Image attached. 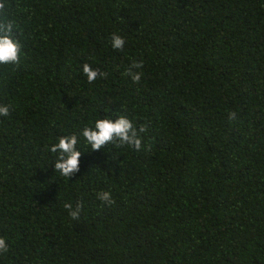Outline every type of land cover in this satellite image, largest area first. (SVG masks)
Wrapping results in <instances>:
<instances>
[{
	"label": "trees",
	"instance_id": "16d2710c",
	"mask_svg": "<svg viewBox=\"0 0 264 264\" xmlns=\"http://www.w3.org/2000/svg\"><path fill=\"white\" fill-rule=\"evenodd\" d=\"M3 2L21 54L0 65V264H264V0ZM119 116L141 149L92 151L81 130ZM74 133L67 178L48 149Z\"/></svg>",
	"mask_w": 264,
	"mask_h": 264
},
{
	"label": "clouds",
	"instance_id": "9594fccd",
	"mask_svg": "<svg viewBox=\"0 0 264 264\" xmlns=\"http://www.w3.org/2000/svg\"><path fill=\"white\" fill-rule=\"evenodd\" d=\"M5 10V3L0 0V11ZM15 23L11 20L0 22V65H19L21 44L15 39L14 28ZM125 40L113 33L111 37V46L113 49L122 50ZM142 67V62L133 61L126 70V75L130 76L134 83H139L141 73L133 71ZM82 72L86 76L89 83L95 81L97 77H105L106 73L100 72L91 67L90 64L82 65ZM10 115V107L0 104V117ZM235 113L229 114V119H234ZM146 132V128L141 126L136 128L132 122L124 117L119 116L116 119H97L93 127H85L81 130L80 135L84 138L92 151H99L107 144H114L117 148L125 145L130 146L134 150H140L142 147L141 134ZM78 136L74 133L69 136H61L58 142L52 144L48 149L52 153H56L53 169L60 173L61 176L71 178L75 173L79 172L81 152L77 150ZM97 199L104 205L111 206L115 200L110 191H100L96 194ZM64 208L67 210L69 217L73 221L80 220L83 205L77 202L75 207L72 203L66 202ZM9 245L6 240L0 237V254L7 253Z\"/></svg>",
	"mask_w": 264,
	"mask_h": 264
}]
</instances>
